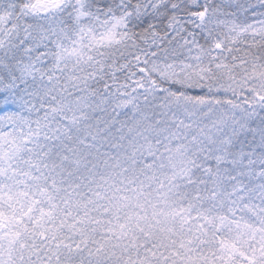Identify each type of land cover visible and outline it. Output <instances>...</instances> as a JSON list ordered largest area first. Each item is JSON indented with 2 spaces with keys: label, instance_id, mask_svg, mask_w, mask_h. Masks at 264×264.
Returning a JSON list of instances; mask_svg holds the SVG:
<instances>
[{
  "label": "snow or ice",
  "instance_id": "snow-or-ice-1",
  "mask_svg": "<svg viewBox=\"0 0 264 264\" xmlns=\"http://www.w3.org/2000/svg\"><path fill=\"white\" fill-rule=\"evenodd\" d=\"M0 264H264V0H0Z\"/></svg>",
  "mask_w": 264,
  "mask_h": 264
}]
</instances>
